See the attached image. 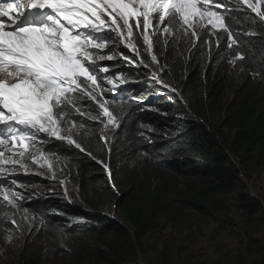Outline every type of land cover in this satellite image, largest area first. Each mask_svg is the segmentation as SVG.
<instances>
[{
    "label": "trees",
    "instance_id": "trees-1",
    "mask_svg": "<svg viewBox=\"0 0 264 264\" xmlns=\"http://www.w3.org/2000/svg\"><path fill=\"white\" fill-rule=\"evenodd\" d=\"M228 7L235 9V0ZM232 15L239 18L231 22L233 31L242 33L233 49L226 33L219 50L208 33L195 47L172 37L165 45L161 34L152 53L158 68L142 39L133 41L139 57L119 45L120 55L132 57L136 67L119 62L114 70L138 80L107 95L121 126L105 142L84 130L82 117L73 112L75 125L84 130L76 142L85 151L61 141L46 147L63 166L71 196L43 191L27 203L42 222L16 264H50V251L68 253L70 264H137L151 250L153 264H200L186 249L192 229L199 230L206 219L227 223L233 215L243 230L244 254L237 264H264V205L249 188L264 172V23L245 7ZM236 52L245 59L232 64ZM140 59L150 67L140 66ZM90 104L93 110L87 99L76 107L86 112ZM135 160L139 164L132 171ZM105 165L111 173L131 172L124 187L110 188ZM0 207L3 235L11 224ZM161 218L170 237L160 245L146 244ZM0 264H10L1 252Z\"/></svg>",
    "mask_w": 264,
    "mask_h": 264
},
{
    "label": "snow or ice",
    "instance_id": "snow-or-ice-1",
    "mask_svg": "<svg viewBox=\"0 0 264 264\" xmlns=\"http://www.w3.org/2000/svg\"><path fill=\"white\" fill-rule=\"evenodd\" d=\"M229 3L232 0H0V205L15 209L7 217L13 226H18L17 213L22 209L27 213L19 203L21 194L13 190V186H22L18 185L21 173L17 166L24 175L29 174L31 155V163H39L41 168L47 165L49 170L53 167L37 143L67 141L85 151L72 138V129L63 134V125L70 118L76 127L73 112L85 115L78 104L87 99L98 106V116H92L91 104L88 106L89 120L103 122V117L106 127L121 126L109 110L110 101L100 83L103 79L112 85L113 94L121 91L109 74L114 69L104 64L116 59L115 48L123 45L139 57L133 41L142 39L144 51L157 63L153 45L161 34L165 45L172 37L176 43L195 47L208 33L216 37L219 50L226 33L228 48L239 47L242 33L233 31L236 25L231 22L239 19L233 17V11L246 6L264 23V0H235V9ZM207 43L211 45V41ZM244 59L236 52L229 62ZM123 60L136 63L130 56ZM139 65L150 67L143 59ZM152 77L160 79L155 71ZM100 139L106 142L105 137ZM35 152H40L39 157L32 154Z\"/></svg>",
    "mask_w": 264,
    "mask_h": 264
},
{
    "label": "rangeland",
    "instance_id": "rangeland-1",
    "mask_svg": "<svg viewBox=\"0 0 264 264\" xmlns=\"http://www.w3.org/2000/svg\"><path fill=\"white\" fill-rule=\"evenodd\" d=\"M246 7V6H244ZM119 47V46H118ZM115 48L116 59L113 61H105L104 64L110 66L112 69L115 68V65L119 62L125 63L127 66L136 67V64H128L123 57L120 55L119 48ZM106 55L109 53H105ZM114 77V83L121 89L122 86L126 84H136L138 80H126L121 73L113 70L109 73ZM119 76L118 79H115ZM153 78V77H152ZM103 86V95H113L115 96L118 93H112V85L106 84V81L103 79L100 81ZM129 91V90H128ZM127 91V92H128ZM108 99H110L108 97ZM93 110H91L92 116L99 115L98 106L93 105ZM88 111L85 112V115L82 116L83 121V128L84 130L89 129L93 132L97 133L101 137H112L116 126L108 125L107 127L105 124L107 123L106 118H101L103 122L100 121H92L87 118ZM65 131L63 134H68V129L71 130L72 138L76 141L78 138V133L84 132L83 128L80 127H72V122L70 121L67 124L63 125ZM158 134L164 135V132H160ZM46 139V137H45ZM53 141H49L48 143H37V148L45 153L47 158H50V162L53 164L51 170L48 169L47 165L43 168L39 166V163H31V155L29 156V166L30 171L29 174L24 175V170L19 169L17 166V170L21 173L18 179V185L22 186H13V190L17 191L21 194L22 199L19 203L23 206V208L27 209V213L23 212V209L16 214L15 219L17 221L18 226H13L11 223L10 229H8L3 235H0V252L6 257L10 264H16V262L20 258V254L23 248L26 246L30 247V243L32 240L31 234L37 232L39 229V225H41V219L35 215L34 213L30 212V209L27 206V203L32 200L34 196H36L40 192H48L53 194L54 192L65 191L70 194V190L68 189L67 179L65 177L63 166L57 161V158L46 151V147L49 146ZM64 143L68 144L67 141H63ZM70 145V144H68ZM74 146V145H72ZM31 152V150H29ZM39 157L40 152L32 153ZM8 155H12V153H8ZM55 157L52 159V157ZM137 160L133 162L131 165V169L137 167ZM139 164V162H138ZM102 165V164H101ZM109 172L111 171L107 169L106 174L109 176ZM131 172L125 169L115 170L114 173H111V179H108V185L110 188H116V186L124 187L126 185L128 176ZM12 177H9V180ZM63 182V183H62ZM249 188L251 193L255 196L260 198V203L264 205V200L262 199V194L264 192V172L263 174L254 180L249 181ZM74 194L77 192L75 188L72 191ZM102 196V195H101ZM108 196V195H107ZM102 201L109 200L104 197L101 199ZM111 202V201H110ZM115 202V200H114ZM112 201V203L114 204ZM112 204V205H113ZM15 209L9 210L6 206H4L5 212V219L14 212ZM105 214H110L113 217H116V214L112 213L111 211H104ZM26 215V218H23ZM10 222V221H9ZM200 222V221H199ZM201 225L199 230H196V227L192 230L195 231L192 241L186 247L187 251L196 259L200 261V264H213L214 262H219V264H237L238 256L243 255V241H241V236L243 234V230L241 228V223L238 215H233L231 219L227 221V223L219 224L216 220L206 219L200 222ZM31 226V230H30ZM41 227V226H40ZM170 226L167 224L165 218H161L157 228L154 230L152 234H150L147 243L153 245H160L165 239L170 237ZM182 236L177 239L176 246H179L182 243ZM261 243L264 244V237ZM185 246V245H182ZM71 252V251H70ZM50 260V264H70V255L66 252H54L50 251L46 253ZM154 251L151 250L148 253L147 257L142 255L137 264H153L152 263V255H154ZM134 264V263H133Z\"/></svg>",
    "mask_w": 264,
    "mask_h": 264
},
{
    "label": "bare ground",
    "instance_id": "bare-ground-1",
    "mask_svg": "<svg viewBox=\"0 0 264 264\" xmlns=\"http://www.w3.org/2000/svg\"><path fill=\"white\" fill-rule=\"evenodd\" d=\"M246 8V7H245ZM123 46V45H122Z\"/></svg>",
    "mask_w": 264,
    "mask_h": 264
}]
</instances>
